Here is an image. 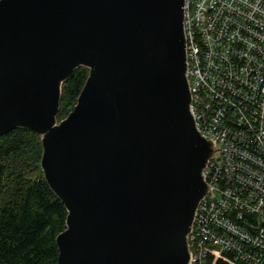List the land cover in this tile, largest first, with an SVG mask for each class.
<instances>
[{"label":"water","instance_id":"obj_1","mask_svg":"<svg viewBox=\"0 0 264 264\" xmlns=\"http://www.w3.org/2000/svg\"><path fill=\"white\" fill-rule=\"evenodd\" d=\"M184 19L185 0H0V136L41 137L68 213L58 264H189L218 149L190 110Z\"/></svg>","mask_w":264,"mask_h":264},{"label":"built area","instance_id":"obj_2","mask_svg":"<svg viewBox=\"0 0 264 264\" xmlns=\"http://www.w3.org/2000/svg\"><path fill=\"white\" fill-rule=\"evenodd\" d=\"M190 110L217 147L189 264H264V0H185Z\"/></svg>","mask_w":264,"mask_h":264},{"label":"trees","instance_id":"obj_3","mask_svg":"<svg viewBox=\"0 0 264 264\" xmlns=\"http://www.w3.org/2000/svg\"><path fill=\"white\" fill-rule=\"evenodd\" d=\"M89 70L63 85L58 121L77 104ZM41 137L27 129L0 136V264H58L56 239L67 210L45 179Z\"/></svg>","mask_w":264,"mask_h":264}]
</instances>
